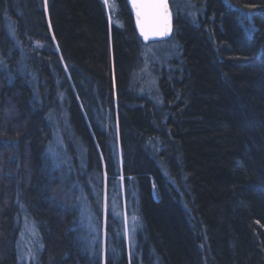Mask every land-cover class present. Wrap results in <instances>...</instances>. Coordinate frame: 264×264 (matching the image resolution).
Here are the masks:
<instances>
[{"label":"trees","instance_id":"obj_1","mask_svg":"<svg viewBox=\"0 0 264 264\" xmlns=\"http://www.w3.org/2000/svg\"><path fill=\"white\" fill-rule=\"evenodd\" d=\"M113 2L0 0V264H264V0H168L149 92Z\"/></svg>","mask_w":264,"mask_h":264},{"label":"rangeland","instance_id":"obj_2","mask_svg":"<svg viewBox=\"0 0 264 264\" xmlns=\"http://www.w3.org/2000/svg\"><path fill=\"white\" fill-rule=\"evenodd\" d=\"M104 4L106 6V8L109 11H113L114 8V2L113 0H107V5L105 3ZM177 8H181L182 4L184 3L183 0H177ZM175 55V50L173 45L171 46H167L166 44H162L160 43H153V44H148L146 45L141 52V60L139 62V65L137 66V70L135 72V74L132 77L133 83H135L137 86H139V89L141 90V88H143L144 90H147V92H149L152 89V77H148V79L145 78L143 83H140L141 78H143V73H146L147 76L154 74L157 70L161 69V66H167L168 62H166L167 60H169L172 56ZM143 76V77H142ZM69 78V77H68ZM138 80V81H137ZM143 84V85H142ZM77 98V101L80 103L79 99L77 96H75ZM81 104V103H80ZM82 108V107H81ZM117 129L116 127L114 128L112 134H111V141L114 143V145L112 146V150H114V156L116 157L117 153H119L118 150V144H117ZM56 145V144H53ZM61 148L60 152H64V148L61 147V145L58 146V149ZM63 149V150H62ZM66 151V149H65ZM100 153V152H99ZM100 157V162H101V176H100V181L97 179V182L94 184H92L91 189L96 188L101 189L102 188V205H101V210H102V215L103 218L106 214V209L107 211L109 209H111V213H113V215H119V209L116 207V204H109L106 205V194H105V178H106V174H105V167L103 166V159L101 157V153L99 154ZM117 158V157H116ZM91 174L93 176H95L97 178V174L95 173V171L93 170L91 172ZM99 183H101V187L99 188ZM92 189L93 195H95L96 193V189H95V193L94 190ZM99 191V190H98ZM58 196V195H57ZM59 197V196H58ZM125 210V209H123ZM127 210L123 212V217H125L127 215ZM127 220V218H126ZM104 221V219H103ZM126 228L127 231L129 232L130 230V223L128 226V223L126 222ZM33 237V231L30 227L26 228L24 230V232H22V236H21V244L24 248V253H23V257L27 258L30 252V243Z\"/></svg>","mask_w":264,"mask_h":264},{"label":"snow or ice","instance_id":"obj_3","mask_svg":"<svg viewBox=\"0 0 264 264\" xmlns=\"http://www.w3.org/2000/svg\"><path fill=\"white\" fill-rule=\"evenodd\" d=\"M107 5V0H105ZM135 9L137 26L145 40L149 35L167 34L168 5L165 0H131Z\"/></svg>","mask_w":264,"mask_h":264},{"label":"water","instance_id":"obj_4","mask_svg":"<svg viewBox=\"0 0 264 264\" xmlns=\"http://www.w3.org/2000/svg\"><path fill=\"white\" fill-rule=\"evenodd\" d=\"M129 10L131 12L132 18H133V23H134V28L135 31L137 33V36L139 37V39L144 43V44H148V43H153V42H157L163 39H166L170 36L171 34V15H170V11H169V5H168V0H165V2L168 5V16H167V34L160 36V35H149L148 39L145 40L144 36L141 35L140 29L137 26V17H136V12L135 9L132 7V3L131 0H126Z\"/></svg>","mask_w":264,"mask_h":264},{"label":"bare ground","instance_id":"obj_5","mask_svg":"<svg viewBox=\"0 0 264 264\" xmlns=\"http://www.w3.org/2000/svg\"><path fill=\"white\" fill-rule=\"evenodd\" d=\"M108 145H109V148L112 149V146L114 145V143L110 140V141L108 142Z\"/></svg>","mask_w":264,"mask_h":264}]
</instances>
